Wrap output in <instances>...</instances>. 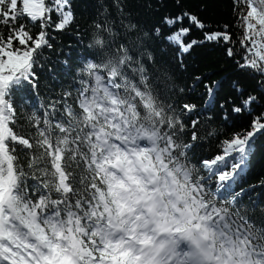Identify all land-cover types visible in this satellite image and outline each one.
I'll use <instances>...</instances> for the list:
<instances>
[{
  "label": "snow or ice",
  "instance_id": "obj_1",
  "mask_svg": "<svg viewBox=\"0 0 264 264\" xmlns=\"http://www.w3.org/2000/svg\"><path fill=\"white\" fill-rule=\"evenodd\" d=\"M98 3L75 74L64 60V79L51 75L60 90L41 97L48 30L74 23L72 0H0V264H264V208L256 216L245 189L236 191L264 112L197 163L200 144L220 135L210 114L220 83L195 78L187 91L204 83L201 109L181 102L177 83L193 46L229 45L227 56L258 74L264 92V0H233L239 47L227 24L207 31L186 11L146 28L124 0H111L115 14ZM185 17L203 39L185 43V27L165 35ZM165 43L179 48L178 64ZM232 87V112L252 114L260 99Z\"/></svg>",
  "mask_w": 264,
  "mask_h": 264
},
{
  "label": "trees",
  "instance_id": "obj_2",
  "mask_svg": "<svg viewBox=\"0 0 264 264\" xmlns=\"http://www.w3.org/2000/svg\"><path fill=\"white\" fill-rule=\"evenodd\" d=\"M109 5V10L115 14V10L111 7V0H105ZM126 5L125 10L132 14L135 21L143 24L146 28L152 27L154 24H159L165 15L175 17L183 12H188L205 24H211V29L207 31H223V25L229 26V31L232 33L233 40L236 41L234 47H239V36L243 35V30L235 27L237 16L233 14V0H124ZM74 13V23L63 32L53 31L49 29V40L53 45L51 50L45 48V54L50 57L46 62L45 67L39 71L41 86L38 91L41 97H45L48 88L59 91V85L51 79L52 74L60 76L63 80L62 73L64 71L63 61L67 60L74 69L78 65L79 57L86 54V46L89 42L87 33L88 26L91 21L96 18L97 9L99 7L98 0H72ZM185 27L190 29V33L184 38L185 43L193 39H203V31L196 28L194 24H190L187 17L183 23L176 24L173 29L165 27L163 29L165 35L175 31L178 28ZM39 28H33L32 33L35 36ZM77 32L80 33L77 36ZM5 37L7 32L4 33ZM55 36V39H51ZM169 51L166 54L167 59L178 64L176 53L179 48H173L166 43ZM220 47L216 44L196 45L190 52L183 57L185 69L178 72L177 83L184 87L185 95L180 97L181 102L195 104L197 109L203 108L207 99V92L204 83H199L194 91L187 90L195 82V78L200 76L208 84L213 81L220 83L219 91L216 95L215 106L210 110L213 117L212 123L220 131L218 139L202 142L197 149V162L201 159H211L215 155L221 154L222 149L218 144L225 140L231 139L234 133L246 132L251 130L252 121L255 116H259L264 112V92L258 86L257 81L261 79L258 74L251 70L240 69L235 62V59L227 56V47ZM70 54V55H69ZM243 63L242 57H237ZM236 82L243 90L244 95H256L260 99V103L256 104L252 114L242 112L239 114L232 112V104L227 103L229 97L239 105L238 94L232 87V83ZM25 94L30 96L32 103H38L37 98L31 92L30 86L25 89ZM20 97H15L14 106L19 104ZM221 102L225 103V109L228 113V121L223 120L225 109H221ZM18 112L21 110L18 108ZM24 111H31L30 107L25 105ZM203 122V121H202ZM190 123V122H189ZM241 188L245 189L243 202L256 208V216H260V209L264 208V135H261L256 142L254 154L251 156L248 171L242 179L236 191Z\"/></svg>",
  "mask_w": 264,
  "mask_h": 264
}]
</instances>
